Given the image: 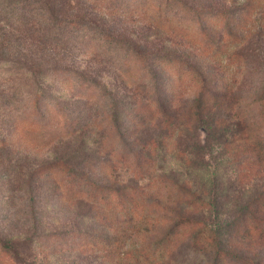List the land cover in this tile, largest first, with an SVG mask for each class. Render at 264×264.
<instances>
[{
	"label": "rangeland",
	"instance_id": "obj_1",
	"mask_svg": "<svg viewBox=\"0 0 264 264\" xmlns=\"http://www.w3.org/2000/svg\"><path fill=\"white\" fill-rule=\"evenodd\" d=\"M18 1L19 4L15 3V0H0V33L3 31L12 33L17 25L27 24L31 20L38 21L44 29L47 26L43 19H50L49 22L53 25L54 22L51 20L54 19L53 17L45 14L46 16L42 18L38 14L47 0ZM182 1L193 7L211 6L214 11L234 10L235 19L240 15L242 17L238 8L242 6L244 0ZM75 3L81 6L73 9V14L68 13V7H65L61 13L58 11L54 13V16H59L55 21L57 18L66 21L82 19L81 21L87 24L80 32L71 34L70 28L73 26H69L70 28L64 32L66 38L71 36L74 38V41L68 38V47L72 49L67 55L69 61L75 64L61 62L62 66L65 64L71 66V69L64 66L71 71L47 75L42 87L47 98H55L61 102L69 125L71 124L77 132L69 138L35 150L27 147L29 142L25 132L14 137L10 133L14 141L20 142L9 144L6 148L0 146V264H138L139 262L212 264L211 252L202 250L188 240H182L183 238L172 247V253L165 256L158 254L150 260V253L153 252L157 237L143 236V228L135 233L134 222L126 221L121 215L109 213L103 208L97 210L88 201L72 200V194L65 195L68 183L66 176L63 178L53 176L49 170H40L47 165L66 161L77 174L78 183L87 187H90V181L85 180L86 175L90 180L108 187L128 185L134 179L135 174L123 166L118 169L119 176L114 178L106 173V168L101 167L104 161L110 163L116 161L115 158L105 155L104 148L107 145L111 147L113 138L117 135L115 128L111 126L115 122L114 113L123 111V106L130 111V108L142 104L143 96L134 93L132 81L125 75L127 69L124 61L134 52L145 55L169 53L180 56L186 63L203 69L211 90L218 89V85L222 88L221 85L223 86L230 78L234 89L225 100L226 106L227 102H230L228 107L232 104L229 112L224 113L225 118L227 115L229 117L226 133L234 131L235 137H239L246 116L256 121L252 126L254 135L258 133V129L264 133V101H253L256 97L264 95V29L256 28V24L253 25L251 21L245 23L247 36L244 38L241 35L237 45L230 48V54L237 51L243 54L244 63L237 56L234 58V56L229 57L230 54H225L223 59L226 60V66L229 61H233V65L231 69L226 67L220 71L205 52L200 54V49L191 47L184 42L185 40L182 44L174 45L144 22H137L136 19L126 20L123 16L109 15L105 12L99 13L98 10L88 8V5L80 1ZM65 10L66 14H63ZM14 13H16L15 20L11 23L8 19L10 14ZM206 23L211 31V39L218 41L221 37H225L228 42V31L239 22L235 20L225 28L224 22L218 23L217 20H208ZM240 24L244 23L241 21ZM60 29L62 27H57L55 24L53 31ZM196 29L199 30L197 27ZM102 32L108 37H103ZM27 33L15 30L13 34L7 35L11 36L9 49L3 50L0 47V136L3 134L7 137L11 132L8 122L15 113L24 117L25 112L30 111V102L37 93L32 84L33 80L27 78V65L42 53L38 52L37 55V47L23 39ZM48 47L50 46L44 48ZM6 60L9 62H4ZM47 63L48 60L42 65L48 67ZM150 65L149 62L146 64V72H149ZM179 67L180 70L187 69L184 64H180ZM76 72L91 76L97 90L90 91L81 87L77 82L79 78ZM191 78L192 74L189 77L183 75L181 84L177 79H169L168 82V91L178 84L181 85L183 96L178 103L180 117L185 116L186 107L191 104L199 90V85L192 82ZM154 91L151 89L152 94ZM80 95L86 98L81 99L78 97ZM127 115L124 121L128 126L124 128L125 144H121L120 147L125 151L131 150V143L135 139L133 123L130 122L131 117ZM191 134H194L200 145H204L208 137V140L210 139L204 128H199ZM238 145L233 152L226 150L225 154L226 148H215L206 159L208 164L224 176L222 184L227 190L223 196L226 201L232 202L237 200L244 202L243 189L256 181L255 174L258 167L255 162L256 157L247 154L242 144ZM252 162H255L252 175L247 176L248 173L244 174L246 166ZM259 163H262L259 164L262 171L264 161ZM219 191L223 192V190ZM247 199L248 197L245 198ZM148 210L149 213L156 211L155 222L160 223L164 211L157 210L151 205ZM228 212L230 215L224 216L220 221L221 228L231 226L238 215L231 208ZM261 223L258 222L260 225ZM254 226L258 230L254 232L250 244L239 243L229 238L231 243L240 245L242 253L238 258H231L236 261L233 264H264V234H261V229L257 225ZM226 228L224 232L227 233V237L231 234V230ZM156 229L158 232L162 230L160 225H157ZM16 247L21 249L17 250L19 254L10 251ZM229 259L230 256L222 264H232Z\"/></svg>",
	"mask_w": 264,
	"mask_h": 264
},
{
	"label": "trees",
	"instance_id": "obj_2",
	"mask_svg": "<svg viewBox=\"0 0 264 264\" xmlns=\"http://www.w3.org/2000/svg\"><path fill=\"white\" fill-rule=\"evenodd\" d=\"M79 1L88 5V8L98 10L99 13L105 12L109 15L123 16L126 20L136 19L137 22H144L174 45L182 44L185 40L184 42L190 44L191 47L200 49V54L205 52L216 63L220 71L226 67L227 69L232 68L233 61H229L226 66V60L223 57L225 54H230V48L237 45L241 35L244 38L247 36L245 23L251 21L253 25L256 24V28L264 29V0H244L242 6L238 8L242 17L240 15L236 19L234 10L214 11L211 6L193 7L182 0H47L38 14L42 18L46 16L45 14L53 17L54 19H51L54 22L53 25L47 18L43 19L47 26L46 29L34 20L24 25L19 24L16 29H13V32L15 30L28 32L23 39L37 47V55L38 52L42 54L34 57L27 65V78L33 80V87L37 91L30 102L29 109H31L25 112L24 117L17 113L11 117L8 122L11 132L7 137L3 134L0 136V146L6 148L9 144L20 142L19 140L14 141L13 137L25 132L29 142L27 147L35 150L69 138L77 132L71 124L69 125L61 102L55 98H47L42 85L47 75L71 71V66L65 64L64 66L70 69L64 68L61 62L75 64L69 61L67 55V52H71L72 49L68 47V38L73 41L74 38L72 36L73 39L66 38L64 32L71 26H73L70 28L71 34L80 32L87 24L81 21L82 19L66 21L57 18L55 21L59 16H54V13L56 11L61 13L65 7H68V13L73 14V9L81 6L75 3ZM15 3L19 4L20 1L15 0ZM63 14H66V10ZM15 16L16 13L10 14L8 21L14 23ZM208 20L224 22V28L235 20L239 23L228 31V42L225 37L216 41L211 39V31L206 23ZM241 21L243 25L240 24ZM11 23L8 24L11 25ZM55 24L62 29L53 31ZM50 26L53 27L50 28ZM13 32L0 33V47L3 50L9 49L11 36L7 35ZM102 34L103 37H108L103 32ZM45 46L50 47L44 48ZM97 54L96 52L95 55ZM233 56L234 58L237 56L244 63V56L241 52L237 51L229 55V57ZM14 58L17 57L14 56ZM47 60L48 67L42 65ZM148 62L151 65L149 72H146ZM124 64L127 69L125 75L132 81L134 93L143 96L142 104L130 108V111L125 106H123V111L117 113L115 110V122L111 126L115 128L117 135L114 136V140L112 139V146L107 145L104 148L105 155L115 158L116 161L115 163L104 161L101 167L106 168V173L114 178L119 176L118 169L123 166L135 174L134 179L128 185L108 187L90 180L86 175L85 180L90 181V187H87L78 183L77 174L66 161L47 165L40 171L49 170L53 176H62V178L66 176L68 183L65 195L72 194V200L88 201L97 210L103 208L109 213L121 215L126 218V221L134 222L135 233L143 228V236L157 237L153 252L150 253V260L158 254L165 256V254L172 253V247L179 242L180 238H183L182 240H188L194 246L211 252L212 264H222L229 256V261L232 264L236 263L231 258H238L242 255L240 245L231 243L229 238L239 243H252L253 234L258 230L254 225L261 229V234H264V169L261 171L259 166L262 164L259 162L264 161V133L258 129V133L253 134L252 126L256 121L249 116L244 118V127L239 137H235L234 131L226 133L225 128L229 126V117L227 115L225 118L224 113L229 112L232 104L228 107L230 102H227L226 106L225 100L229 98V93L234 89L230 78L223 86L221 85L222 88L218 85V89L211 90L203 69H198L183 61L180 56L169 53L145 55L141 52H134L125 59ZM180 64L186 65L187 69L180 70ZM76 74L79 78L77 82L81 84V87L90 91L97 90L96 83L91 76L88 77L79 72ZM191 74V81L199 85V90L194 95L191 104L186 107L185 116L180 117L178 103L183 96L180 84L183 82V75L189 77ZM61 76L65 75L61 74ZM169 79H177L180 82L171 91H168ZM151 89L155 90L153 94ZM41 91L43 93H40ZM78 97L86 98L83 95ZM253 101H264V95L256 97ZM125 115L131 117L130 122L133 123L132 128L135 130V139L129 151H125L123 147L120 148L121 144H125L124 128L128 127L124 122ZM199 128H204L210 135V139L208 140V137L204 145H200L194 134H191ZM10 133L13 137H10ZM231 137L233 139H230ZM239 143L244 146L247 154L256 157L255 162L258 165L255 174L256 181L243 189L244 202L241 200L226 201L223 194H226L227 188L222 184L224 176L208 164L206 159L215 148H226L225 154L226 150L233 152ZM255 162L246 166L244 174L252 175ZM219 190L223 192L220 193ZM246 197H248L247 200H245ZM150 205L157 210L164 211L160 223L155 222L157 220L155 219L156 211L149 213ZM230 208L234 209L238 215L231 226L224 227L226 230H231V234L226 237L227 233L224 232V228L220 227V221L224 216L230 215L228 212ZM258 222H262L263 227ZM157 225L161 226V232L157 231ZM17 250L21 249L17 247L10 249L11 252L19 254Z\"/></svg>",
	"mask_w": 264,
	"mask_h": 264
}]
</instances>
